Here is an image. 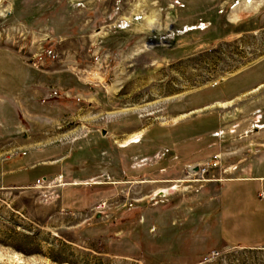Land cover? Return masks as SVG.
Here are the masks:
<instances>
[{"label":"rangeland","instance_id":"obj_1","mask_svg":"<svg viewBox=\"0 0 264 264\" xmlns=\"http://www.w3.org/2000/svg\"><path fill=\"white\" fill-rule=\"evenodd\" d=\"M0 48L32 72L0 51V264H264V247L194 228L264 148V87L182 116L177 148L153 137L177 128L172 106L264 60V0H0ZM138 128L134 155L114 143ZM60 147L64 181L2 186L5 161Z\"/></svg>","mask_w":264,"mask_h":264},{"label":"crops","instance_id":"obj_2","mask_svg":"<svg viewBox=\"0 0 264 264\" xmlns=\"http://www.w3.org/2000/svg\"><path fill=\"white\" fill-rule=\"evenodd\" d=\"M248 10H254V8L250 6ZM0 51L7 55L6 59H8L9 62L14 63V66L17 65L16 67H18L20 72V69L28 71V77H32L30 67L26 64V61L22 56L14 50L6 48H0ZM5 71L8 72L9 69ZM30 80L29 82H25L20 88V91L15 92L14 94L16 96L22 95V92L29 88L28 84L30 83ZM263 87L264 60H261L252 67L240 71L236 77L225 80L222 85H218L217 87L215 86L212 89H209L206 93L194 94V96L190 98V103H184L185 107L190 105L188 110L185 108L180 110L183 104H176L172 106L170 108L171 111L167 116L168 121L172 123L165 125L164 127L167 126L169 128H173L176 126L177 128H174L175 130L171 131L157 130V134L153 137L155 139L158 138L157 140L175 139V148H177L178 142L182 141L178 140L179 133L177 126L179 123L178 120L182 118V116L184 117L189 113L194 114L195 112L220 105L221 103L239 99L240 97L252 96L256 94L254 92L259 91ZM239 92L242 94H239ZM230 97L233 98L230 99ZM210 102H213V104H207ZM149 131V128H143V130H139L138 128L137 131L132 133H127L125 135L117 134L120 136L116 137L114 143L119 147H122L125 142H127V147L133 145L130 147L129 151L131 150L130 154L134 155L136 153V149L134 147L136 144H139L142 139H144L145 134ZM164 131H170L172 135L162 134L165 133ZM133 135L140 136L137 137L139 142L132 143L133 141L130 139ZM42 137V135L38 134L36 136L37 141L41 140ZM188 138L191 140L194 137ZM62 147L59 149H51V151L48 152L40 150L34 151V155L31 156V162L27 160V156L24 154H19L12 158V160H10L11 158L8 159L2 164V186L5 188L16 189L29 187L40 183V181L43 182L46 179L64 181V177L66 176V165L71 161L68 152L66 153L65 150H62ZM191 147H193L192 143ZM114 148H117L116 145ZM148 152H146L145 155L150 153ZM120 156L121 155L118 153V158H120ZM69 164L70 166L68 165V167L71 168V163ZM75 179L87 181L86 178L81 179L75 177ZM231 180L237 182H230L228 183L229 186L226 189H224V187L222 188L224 193L223 197L222 194H220V191H218L217 193L214 192V195L209 198L210 201L216 202L218 209L215 211L213 210V212L210 213L205 222H203L204 225L202 226L204 227H199L198 224H200V221H197L194 223V228H196L198 232L204 229L208 231V228L210 227L212 229H219V236L217 239H214L213 237V241L215 242L217 240L220 247L243 249L263 248L264 198L262 195H264V148L259 150L247 163L241 177L228 179V181ZM191 228L193 227L191 226Z\"/></svg>","mask_w":264,"mask_h":264},{"label":"bare ground","instance_id":"obj_3","mask_svg":"<svg viewBox=\"0 0 264 264\" xmlns=\"http://www.w3.org/2000/svg\"><path fill=\"white\" fill-rule=\"evenodd\" d=\"M260 4H262V3H259V2H257L256 4H254V5H252V7L254 8V10L255 9H258V7L260 6ZM234 13V12H233ZM235 16V15H234ZM129 110H123V111H117V112H114V113H112V114H109V116L108 117H113V116H115V115H120V114H124V113H127ZM144 111V110H143ZM132 138L130 139L131 141H133L132 143H137V142H139V139L137 138V137H140V136H131ZM123 146L124 147H126V144L124 145L123 144Z\"/></svg>","mask_w":264,"mask_h":264},{"label":"water","instance_id":"obj_4","mask_svg":"<svg viewBox=\"0 0 264 264\" xmlns=\"http://www.w3.org/2000/svg\"><path fill=\"white\" fill-rule=\"evenodd\" d=\"M187 170L192 174H196L200 171V168L199 166H193V167H188Z\"/></svg>","mask_w":264,"mask_h":264},{"label":"trees","instance_id":"obj_5","mask_svg":"<svg viewBox=\"0 0 264 264\" xmlns=\"http://www.w3.org/2000/svg\"><path fill=\"white\" fill-rule=\"evenodd\" d=\"M215 243H217V244H218L217 240L215 241ZM125 255H131V254L125 253Z\"/></svg>","mask_w":264,"mask_h":264},{"label":"built area","instance_id":"obj_6","mask_svg":"<svg viewBox=\"0 0 264 264\" xmlns=\"http://www.w3.org/2000/svg\"><path fill=\"white\" fill-rule=\"evenodd\" d=\"M262 197L264 198V195H262Z\"/></svg>","mask_w":264,"mask_h":264}]
</instances>
